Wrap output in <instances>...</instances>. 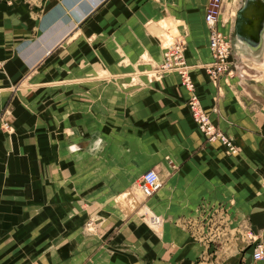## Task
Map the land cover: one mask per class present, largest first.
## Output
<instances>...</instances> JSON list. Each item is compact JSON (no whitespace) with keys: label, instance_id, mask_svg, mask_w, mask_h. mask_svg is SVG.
I'll list each match as a JSON object with an SVG mask.
<instances>
[{"label":"crops","instance_id":"crops-1","mask_svg":"<svg viewBox=\"0 0 264 264\" xmlns=\"http://www.w3.org/2000/svg\"><path fill=\"white\" fill-rule=\"evenodd\" d=\"M207 1L0 0V264H264L245 238L264 244V74L210 78ZM159 27L235 154L204 140L176 74L148 81ZM261 36L241 41L264 65Z\"/></svg>","mask_w":264,"mask_h":264},{"label":"built area","instance_id":"built-area-1","mask_svg":"<svg viewBox=\"0 0 264 264\" xmlns=\"http://www.w3.org/2000/svg\"><path fill=\"white\" fill-rule=\"evenodd\" d=\"M224 0H208L205 6L204 22L208 28L209 52H211L212 60L207 63L205 70L210 78L214 81L218 80L222 74L228 69V61L230 56V40L220 29V18L223 13ZM185 41L180 36H176L175 40L164 46L163 61L160 63V69L157 71L161 78L166 74L174 73L179 77V82L183 86L188 95L186 102L188 111H190L193 122L198 131L208 143H220L225 146L226 152L235 154L236 145L233 143L217 125L213 123L209 114L204 110L200 96L196 93L195 82L191 77V67L187 65L184 53ZM140 193L143 197H151L162 185L156 170H147L143 173L138 182ZM154 224L159 225L160 220L153 216ZM245 238L254 243L252 251L253 261L264 258V244L257 240L252 231H245Z\"/></svg>","mask_w":264,"mask_h":264},{"label":"rangeland","instance_id":"rangeland-1","mask_svg":"<svg viewBox=\"0 0 264 264\" xmlns=\"http://www.w3.org/2000/svg\"><path fill=\"white\" fill-rule=\"evenodd\" d=\"M242 5V0H225L224 4H223V14H222V19H224V24H232L234 23L235 19H236V12L240 9V6ZM171 26V25H168ZM166 26V27H168ZM229 27V26H228ZM160 29L157 31L156 36L159 39H162L161 41V48H162V56H163V50L164 47H162L163 45H168L170 44L171 40H169L167 43H165V41H163L164 39L162 38L161 34L162 32V27H159ZM230 28V27H229ZM226 33L227 31L224 30ZM229 40H230V56H229V61H228V69L224 72V74H222L221 77L223 76H227L228 78L235 76V78H237V80L242 81L241 83H246L249 82L251 80H255V81H260L263 79L262 74H264V65L262 64L263 59L262 58H255L254 55H248V54H244V53H240L239 51H237L236 49H234L233 46V42L232 39L230 37L229 32L227 33ZM163 61V60H162ZM161 61V62H162ZM211 61V60H210ZM209 61V62H210ZM209 62H206L209 63ZM205 64V65H206ZM204 65V66H205ZM160 63L159 64H155L152 66V68L154 69V72H151V74L149 75V77H147L148 81L149 79H153V80H157L159 78V74L157 73V71L160 69ZM220 77V78H221ZM219 78V79H220ZM128 97H131V94H128ZM128 98V99H129ZM156 227V226H154Z\"/></svg>","mask_w":264,"mask_h":264},{"label":"water","instance_id":"water-1","mask_svg":"<svg viewBox=\"0 0 264 264\" xmlns=\"http://www.w3.org/2000/svg\"><path fill=\"white\" fill-rule=\"evenodd\" d=\"M235 22L236 36L253 49L259 47L264 29V0H243ZM244 26L251 27V35L246 34Z\"/></svg>","mask_w":264,"mask_h":264},{"label":"bare ground","instance_id":"bare-ground-1","mask_svg":"<svg viewBox=\"0 0 264 264\" xmlns=\"http://www.w3.org/2000/svg\"><path fill=\"white\" fill-rule=\"evenodd\" d=\"M237 41L239 42L238 43V47H239V51L240 52H242V53H247V54H251V55H254V56H258V54H259V51H253V50H251L250 48H248L244 43H242V41L239 39V38H237ZM247 49H246V48ZM156 218V217H155ZM161 223V222H160ZM152 224L154 225V226H156V227H159V225H156V224H154V222L152 221Z\"/></svg>","mask_w":264,"mask_h":264}]
</instances>
